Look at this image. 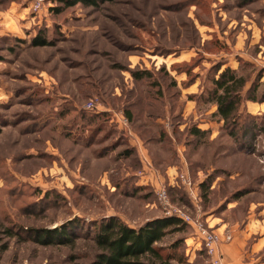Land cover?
Returning <instances> with one entry per match:
<instances>
[{"label":"rangeland","instance_id":"1","mask_svg":"<svg viewBox=\"0 0 264 264\" xmlns=\"http://www.w3.org/2000/svg\"><path fill=\"white\" fill-rule=\"evenodd\" d=\"M35 2L0 0V264H96L101 221L182 215L264 262V0ZM228 63L258 100L235 137L205 101ZM182 222L153 264H212ZM65 227L73 243L37 240Z\"/></svg>","mask_w":264,"mask_h":264},{"label":"trees","instance_id":"2","mask_svg":"<svg viewBox=\"0 0 264 264\" xmlns=\"http://www.w3.org/2000/svg\"><path fill=\"white\" fill-rule=\"evenodd\" d=\"M114 1L60 0L61 6L55 8L54 12L60 13L66 8H72L77 5L97 8ZM42 45H45L44 40H34V46ZM244 65L245 67L249 66L248 64ZM215 75L217 77L213 78L212 89L207 92L205 101L217 106L216 112L212 115L213 118L217 119L218 122H222L223 128L229 130V135L235 137L242 121V107L247 102L258 101L254 97L256 87L254 83L250 84V76L241 74L230 67L224 69L217 67ZM126 116L131 119L130 111H127ZM191 133L194 137H201L205 131L196 127L191 130ZM1 134L2 129L0 127ZM126 154L129 155V152ZM201 187L205 189L204 182L201 183ZM98 225L99 227L96 228V234L93 238L97 249L100 250L96 264H153L156 261H163L161 251L156 247V244L162 242L164 238L174 231L181 232L186 227V224L181 219L175 217L146 222L139 228L128 226L118 217H110L101 221ZM52 234L45 235L42 233L41 236H37V240L41 243L56 245L73 243V239L69 237H74L67 232L66 227L56 230ZM179 245V241L174 244L175 247H179ZM174 257L170 256L167 259L171 260Z\"/></svg>","mask_w":264,"mask_h":264},{"label":"built area","instance_id":"3","mask_svg":"<svg viewBox=\"0 0 264 264\" xmlns=\"http://www.w3.org/2000/svg\"><path fill=\"white\" fill-rule=\"evenodd\" d=\"M45 0H36L33 4V11L39 12L44 5ZM88 108L94 109L95 105L93 102L87 104ZM182 179L190 192L194 194L193 187L189 178L182 176ZM160 200L164 203L167 201V192L165 189L160 190L158 193ZM182 220L191 224L195 229V234L198 240V244L203 247L209 256L211 257L212 264H223V255L221 252L222 238L221 235L214 231L209 226L203 224L200 220H193L189 216H181ZM180 219V218H179Z\"/></svg>","mask_w":264,"mask_h":264},{"label":"crops","instance_id":"4","mask_svg":"<svg viewBox=\"0 0 264 264\" xmlns=\"http://www.w3.org/2000/svg\"><path fill=\"white\" fill-rule=\"evenodd\" d=\"M15 8V7H14ZM1 14H3V15H5V14H7V13H1ZM22 15H25L24 13H22ZM1 19V18H0ZM6 25V24H5ZM227 61V60H226ZM229 61H230V59H229ZM226 67H230V68H232V69H236V67H234L231 63H228L227 65H225L224 67H223V69L224 68H226ZM217 77V76H216ZM200 91H204L203 89H201ZM255 103L256 102H252L251 104L252 105H255ZM211 104V103H210ZM250 104V105H251ZM213 106V110H212V114L213 113H215L216 112V110H217V106L216 105H214V104H212ZM218 123H220V124H222L223 125V123L222 122H218ZM201 130H203V131H207V130H205V129H201ZM224 226H219L216 230L218 231V232H224ZM264 246V245H263ZM244 242H243V238H236V239H234V241L232 242V243H230V244H227V245H225V246H222L221 247V252H222V255H223V262H224V264H239V260L241 261V263L240 264H264V262H259V263H256V262H254L253 261V259H252V261H250V262H243L242 261V257H243V254H242V252H243V250H244Z\"/></svg>","mask_w":264,"mask_h":264}]
</instances>
